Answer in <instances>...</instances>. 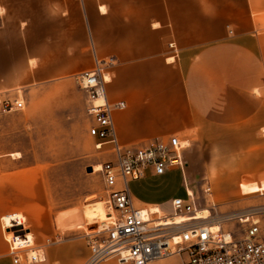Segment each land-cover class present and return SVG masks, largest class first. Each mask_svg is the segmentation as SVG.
Here are the masks:
<instances>
[{"label": "crops", "instance_id": "obj_1", "mask_svg": "<svg viewBox=\"0 0 264 264\" xmlns=\"http://www.w3.org/2000/svg\"><path fill=\"white\" fill-rule=\"evenodd\" d=\"M1 4L8 13L0 26L1 96L17 97L20 91L68 80L100 64L110 76L108 102L126 103L113 110L122 146H147L177 135L187 144L183 155L189 190L195 193L209 184L225 201L229 195L223 190L238 188L244 175L256 182H244L243 193L264 190V0ZM5 163L0 159V264H14L9 242L27 247L33 237L21 227L23 217L9 214H24L26 205L41 203V196L40 190L35 193L32 172ZM166 173L149 169L143 178ZM26 180L29 193L24 192ZM132 195L139 205L170 213L156 196ZM3 218L18 230L9 242ZM37 237L43 259L33 264H84L89 256L84 235L44 243L47 235Z\"/></svg>", "mask_w": 264, "mask_h": 264}, {"label": "rangeland", "instance_id": "obj_2", "mask_svg": "<svg viewBox=\"0 0 264 264\" xmlns=\"http://www.w3.org/2000/svg\"><path fill=\"white\" fill-rule=\"evenodd\" d=\"M7 17L8 13L3 10L0 0V26ZM105 76L109 79L107 73ZM14 96L24 100L25 108L0 116V159L6 162V166L16 164L27 175L32 172L36 179L35 193L40 190L41 196V203L26 205L24 214H9L23 217L21 227L33 237L30 246L17 250H36L37 234L47 235L42 237L43 243L85 236V232L97 228L107 215V188L98 171L107 155L97 149V140L89 133L92 120L87 113L86 92L75 76L41 84ZM90 166L93 167L91 172L88 171ZM248 176L249 179L244 180ZM244 182L254 183L256 180L244 175L240 184ZM25 185L24 192L29 193L28 180ZM241 185L236 189H224V194H228L229 198L222 201L216 197L213 186L211 193H205L204 188L209 186L205 184L203 189L195 191L198 210L208 209L210 213L225 215L259 209L256 219H259L261 237L264 239V190L243 193ZM129 187L132 193L141 197L156 196L162 199L161 208L170 213L173 212L172 201L175 197H187L182 172L178 168L167 171L163 177L149 176L131 181ZM188 187H192L191 180ZM35 208L38 209L35 211ZM9 225H12L11 222H5L3 218V234L8 242L10 235L18 231ZM223 228L226 232L235 229L237 235L242 236L245 226L237 220H230L223 222ZM49 230L52 232L50 236ZM9 247L11 250L10 242ZM170 257L161 259L165 260L161 264H180L184 254ZM109 260L118 262L114 257L106 262Z\"/></svg>", "mask_w": 264, "mask_h": 264}, {"label": "built area", "instance_id": "obj_3", "mask_svg": "<svg viewBox=\"0 0 264 264\" xmlns=\"http://www.w3.org/2000/svg\"><path fill=\"white\" fill-rule=\"evenodd\" d=\"M76 79L87 94V113L92 120L89 133L97 139V149L107 155L98 171L107 188L108 216L97 228L85 232L90 253L84 264H99L113 257L121 264H151L183 254L180 264H264V239L256 219L259 209L225 215L211 212L207 219L196 218L198 197L188 189L185 173L183 150L187 144L173 135L147 146H122L113 110L124 108L126 103L108 102L109 80L103 67L97 64L94 70L76 75ZM24 108V100L0 95V116ZM177 168L183 172L187 197L173 199L172 213L161 214L160 210L136 202L130 181L145 177L149 169L162 175ZM204 192L211 193V187L204 188ZM185 217L193 218L183 220ZM230 220H237L245 229L242 236L235 229L228 230L233 237L227 240L223 222ZM214 224H220L222 229L214 231ZM17 249L12 246L10 250L14 264H33L43 259L37 250Z\"/></svg>", "mask_w": 264, "mask_h": 264}, {"label": "bare ground", "instance_id": "obj_4", "mask_svg": "<svg viewBox=\"0 0 264 264\" xmlns=\"http://www.w3.org/2000/svg\"><path fill=\"white\" fill-rule=\"evenodd\" d=\"M106 77V76H105ZM109 78H110V76H109ZM109 80V79H108ZM152 208H154L155 210H160V208L159 207H152ZM161 211V210H160ZM106 217L105 218H107V216H108V213L106 212ZM161 214H163V212L161 211ZM210 216V212L209 211H204L203 212V210H201V211H199L198 210V212H197V216H196V218H201V219H207L208 217ZM193 217H185V218H183V220H188V219H192ZM221 228V226L220 225H218V224H214V226H213V230L214 231H218L219 229ZM222 229V228H221ZM224 236H225V238L227 239V240H230L233 236H232V234L231 233H228V232H225L224 233ZM40 253V252H39ZM40 255H41V257L43 258V255L40 253ZM172 257H175V255H173V256H171L170 258H172ZM156 261H160V260H156ZM156 261H153V262H156ZM152 262V263H153ZM151 263V264H152Z\"/></svg>", "mask_w": 264, "mask_h": 264}, {"label": "water", "instance_id": "obj_5", "mask_svg": "<svg viewBox=\"0 0 264 264\" xmlns=\"http://www.w3.org/2000/svg\"><path fill=\"white\" fill-rule=\"evenodd\" d=\"M93 170V167L92 166H90V167H88V171H92Z\"/></svg>", "mask_w": 264, "mask_h": 264}]
</instances>
